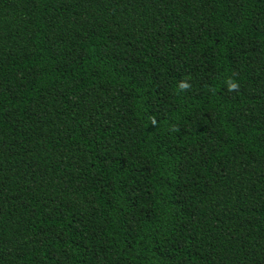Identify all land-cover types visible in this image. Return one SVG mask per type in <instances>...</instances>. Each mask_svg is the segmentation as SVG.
I'll return each instance as SVG.
<instances>
[{
	"label": "trees",
	"instance_id": "1",
	"mask_svg": "<svg viewBox=\"0 0 264 264\" xmlns=\"http://www.w3.org/2000/svg\"><path fill=\"white\" fill-rule=\"evenodd\" d=\"M0 264H264V0H0Z\"/></svg>",
	"mask_w": 264,
	"mask_h": 264
}]
</instances>
